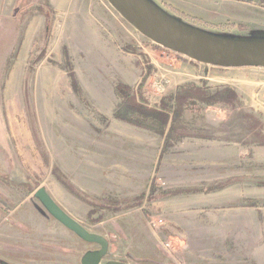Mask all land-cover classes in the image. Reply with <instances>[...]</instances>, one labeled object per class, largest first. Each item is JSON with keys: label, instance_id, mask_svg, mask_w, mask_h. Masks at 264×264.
<instances>
[{"label": "rangeland", "instance_id": "obj_1", "mask_svg": "<svg viewBox=\"0 0 264 264\" xmlns=\"http://www.w3.org/2000/svg\"><path fill=\"white\" fill-rule=\"evenodd\" d=\"M154 1L222 38L264 41V0ZM89 32L118 47V57L91 54ZM200 63L154 42L109 0H0V264H82L101 250L56 219L39 190L107 243L101 264H258L208 214L264 206V173L252 168L254 149L264 148V68ZM195 81L232 87L237 98L191 102L179 114L177 89ZM121 83L137 103L169 112L164 135L114 117L125 112ZM146 122L158 127L160 119ZM198 139L249 145L243 197L199 210V199L223 200L237 181L221 179L227 164H194L188 146Z\"/></svg>", "mask_w": 264, "mask_h": 264}, {"label": "water", "instance_id": "obj_2", "mask_svg": "<svg viewBox=\"0 0 264 264\" xmlns=\"http://www.w3.org/2000/svg\"><path fill=\"white\" fill-rule=\"evenodd\" d=\"M138 30L157 44L208 65L224 68H264V41L238 42L183 22L154 0H109ZM37 196L49 212L67 228L88 242L101 244L102 250L84 256V264H99L107 252L102 238L88 233L45 191Z\"/></svg>", "mask_w": 264, "mask_h": 264}, {"label": "crops", "instance_id": "obj_3", "mask_svg": "<svg viewBox=\"0 0 264 264\" xmlns=\"http://www.w3.org/2000/svg\"><path fill=\"white\" fill-rule=\"evenodd\" d=\"M219 1L220 3H227L226 0ZM247 5L249 6L250 3ZM88 35L90 40L91 54H95L100 58H112V60H115V57H118V47H108V45H106V43L103 42L97 34L93 35L89 32ZM208 67L216 66L209 65ZM203 69L206 68L203 67ZM198 78L201 79L204 77L198 76ZM194 83L201 87L198 82L195 81ZM181 87H179L177 90H179ZM212 89L214 88H208L205 90L208 92L216 91ZM240 99L242 100L243 98L240 97ZM188 148L192 150L194 164L196 163L200 167L208 165L215 167L218 166V164H227L228 167H225L222 172H219V174L223 176L221 179L237 181V184L233 188H229L230 192H228L227 196H224L227 198H223V200L222 196L212 198V200L199 199L198 203L204 204L202 207L198 205L199 210H201L205 204L210 201V205L212 203L223 204L224 202L229 201L235 202L239 197H243V195H245L244 190L248 189H245V187H247V182L245 181L250 175V148L246 142H243V140L226 142L223 140L211 141L206 139H198L190 144ZM253 156L256 162L254 163L256 167H252L253 172L256 175H261L264 172L259 168V164L264 162V148L261 149L260 147H256L254 149ZM86 173L92 174L89 171ZM87 185L89 190H94V187L98 186L94 185L92 179ZM261 189L262 188L255 187L253 191L257 194H261ZM213 215L214 214L209 213L208 218L213 221L223 222L225 227L228 229L226 231L225 237L240 239L242 243L246 244L250 255L256 259L257 263L264 264V206H240L226 210V212H224L221 217Z\"/></svg>", "mask_w": 264, "mask_h": 264}, {"label": "trees", "instance_id": "obj_4", "mask_svg": "<svg viewBox=\"0 0 264 264\" xmlns=\"http://www.w3.org/2000/svg\"><path fill=\"white\" fill-rule=\"evenodd\" d=\"M48 16L49 15L46 14V17ZM47 29L48 31L51 29L50 22L47 25ZM64 50V55L67 59L66 70L71 80V86L74 92L81 96L83 90L80 86L77 73L71 64V58L67 48ZM128 91H130V86L126 84L121 83L116 87L115 93L121 100H123L125 112L122 114L120 110H116L114 112V117L131 125L150 129L160 135H164L165 129L170 120L169 112H161L157 109H152L137 103L136 98L131 96ZM236 96L237 92L232 87H226L224 91L216 90L215 92H208L205 88L199 87L196 84H188L186 86H182L176 93L175 101H178V108L176 107V112H179V114L183 113L188 104L191 102H202L209 105L216 103L231 104L237 98ZM149 119H160L158 127L147 123L146 121Z\"/></svg>", "mask_w": 264, "mask_h": 264}, {"label": "flooded vegetation", "instance_id": "obj_5", "mask_svg": "<svg viewBox=\"0 0 264 264\" xmlns=\"http://www.w3.org/2000/svg\"><path fill=\"white\" fill-rule=\"evenodd\" d=\"M45 207H46V206H45ZM46 208H47V207H46ZM6 220L9 221V218H7ZM2 224H3V223H2ZM68 229H69V228H68ZM69 230H70V229H69ZM71 231H72V230H71ZM73 232H74V231H73ZM82 239H83V238H82ZM83 240H84V239H83ZM85 241H86V240H85ZM87 242H88V241H87ZM40 243H43V242H40ZM91 243H97V242H91ZM98 244H99V243H98ZM99 245L101 246V244H99ZM53 248H54V247H53ZM101 250H102V246H101ZM107 250H108V247H107ZM99 251H100V250H99ZM99 251H98V252H99ZM93 253H94V252H93ZM106 255H107V252H106L105 256H106ZM105 256L102 257V259H101V261H100L99 264L102 263V261H103V259H104ZM83 258H84V257H83ZM1 264H4V263L1 261ZM82 264H84V263H83V260H82Z\"/></svg>", "mask_w": 264, "mask_h": 264}]
</instances>
